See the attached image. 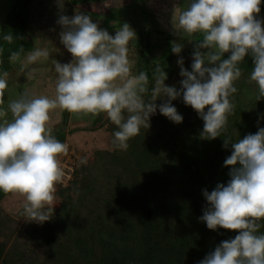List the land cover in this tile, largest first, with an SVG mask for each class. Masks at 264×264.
Returning a JSON list of instances; mask_svg holds the SVG:
<instances>
[{
    "label": "clouds",
    "instance_id": "9594fccd",
    "mask_svg": "<svg viewBox=\"0 0 264 264\" xmlns=\"http://www.w3.org/2000/svg\"><path fill=\"white\" fill-rule=\"evenodd\" d=\"M262 0H190L177 19L178 31L202 33L194 45L191 70L179 56L184 45L173 42L171 52L178 55L179 87L167 85L168 73L160 65L153 72L151 97L146 71L134 72L129 59L130 42L135 30L123 23L114 35L99 27L85 13L71 17L61 15L60 42L73 59L54 62L55 96L24 92L0 107V192L19 193L25 197L22 215L38 224L51 218L56 184L64 177L60 157L69 145L60 141L49 126L50 113L57 107L69 113H106L117 126L113 146L127 150L128 140L150 127V118L157 113L174 123L183 115L173 104L182 98L204 121L206 138L221 136L228 116L234 110L235 81L241 77L239 64L252 58L249 79L258 86V100L264 97V17L259 16ZM3 39L12 42L13 36ZM23 51H13L16 62ZM50 51L38 47L27 54L34 63L49 58ZM228 54L225 57V54ZM223 57V58H222ZM23 69V65H21ZM9 73L0 72V105L9 84ZM163 102L157 104V99ZM166 98V99H165ZM11 119H8V113ZM259 119V117H258ZM224 139L222 147L227 148ZM232 152L224 160L230 179L218 182L209 191L202 190L207 206L198 219L210 230H238L234 237L220 241L197 264H264V127L231 143ZM86 163V161H81Z\"/></svg>",
    "mask_w": 264,
    "mask_h": 264
},
{
    "label": "trees",
    "instance_id": "16d2710c",
    "mask_svg": "<svg viewBox=\"0 0 264 264\" xmlns=\"http://www.w3.org/2000/svg\"><path fill=\"white\" fill-rule=\"evenodd\" d=\"M63 1L71 6L70 17L73 9H77L78 13H85L94 21L95 11L82 6L111 0H12L0 28V72L9 73L16 63L10 59L11 52L20 51L23 46L21 57L40 46H36L30 34V29L39 28L38 22H33V17H37L40 10L48 8L55 19L56 12L53 10H59L57 5ZM34 2H37L35 7L40 9L31 8ZM116 20L105 28L111 30L110 34L123 23L133 25V29L137 23ZM137 27L142 29L146 26ZM150 27L151 30L154 28L152 32L155 33L157 28ZM146 33L151 34L148 31ZM6 34L13 36L12 42L3 39ZM164 34L168 36H157L151 41L140 37L137 42L134 39L131 43L134 48H138L134 72L143 70L149 76L146 101L150 99L154 86L155 65L164 67L168 73L165 81L167 85L179 87L182 79L179 75L180 66L176 63L178 55L171 52L172 43L169 39L173 40V35ZM202 38L203 34L200 33L189 40V52L179 54L184 58V67L189 70L194 45ZM163 44L162 50L155 55L154 49ZM65 50L62 56L68 53ZM239 67L241 76L249 78L253 67L252 58L246 56ZM243 77L234 82L237 88L232 97L234 110L228 116L227 127L221 136L206 138L202 133L204 121L190 105H185L182 98H178L173 104L184 117L181 123H177L182 127V136L157 141V134L164 136L160 130L154 138L139 135L136 140L130 139L132 141L127 142L131 146L128 151L119 152L113 161L120 171L119 175L115 171L107 173L103 190L93 195L86 194L85 204L88 203V208L95 210L93 206L98 200L102 205L100 210L94 211L93 218L82 230L72 222L84 211L82 208L73 213L69 209V212L57 213L53 221L37 223L38 226H44L46 234L35 229L29 230L31 240L37 239L49 247V264H197L220 241L234 237L238 230H210L198 217L207 206L202 190L207 188L211 191L218 182L226 183L230 179L228 172L231 166H225L224 160L232 152L231 143L264 127V97L258 100L256 82L250 79L245 81ZM7 94L4 93L3 104ZM162 102L156 101L157 104ZM104 114L98 113L95 121L101 120ZM108 121L117 129L111 120ZM55 134L60 141L64 139L65 134L61 129ZM224 139L229 140L227 148L222 147ZM129 152L133 155L128 156ZM62 187L65 188H61V192L69 190L68 186ZM7 194L0 192V199ZM260 223L262 226L258 231L264 233V220ZM15 251L13 253H17Z\"/></svg>",
    "mask_w": 264,
    "mask_h": 264
},
{
    "label": "rangeland",
    "instance_id": "374dc122",
    "mask_svg": "<svg viewBox=\"0 0 264 264\" xmlns=\"http://www.w3.org/2000/svg\"><path fill=\"white\" fill-rule=\"evenodd\" d=\"M63 2L57 5L59 10L56 11V8L53 10V12H56L55 19L51 17L52 10L48 8L44 11L40 10V14H38L37 17H33V22L37 21L39 28H36L37 30L30 29V34L35 40V43H37L36 46L42 44L41 46L43 48L51 49L50 57H42L36 61L35 64H39L36 68H34V66H29V63L26 65V58L21 57L20 59H22V61L18 60V64L21 63L24 66L22 69L24 75L22 74L21 77L25 76L26 79H20L14 82L22 85H24V83L30 85L28 91L36 96L47 93V96L54 98L56 82L51 79V77H55L56 74L53 72V64L55 60L66 63L73 59L72 54H69L68 51V53L65 52L64 56H62L66 48L60 42L59 33L62 31V26L57 23V20L61 15L69 16V10H71L70 4L67 1ZM11 3L12 0H0V28ZM189 3L190 0H111L109 2L85 4L82 8L92 12L95 11L93 14V22L98 23L99 27L104 29L115 23L117 21L116 17L118 20L122 19V22L128 21L132 22V24L135 23L134 20H136V26L139 25V27L149 26L146 25V23L151 24L150 26L157 28L156 32L148 35L144 29H139L142 32L140 35L142 40L156 39L157 36L163 38L168 36L164 34L165 32L171 33V35H173V40L169 39L170 43L180 42L183 43V45L188 43L186 46L184 45L181 51V53H183L189 52V48L191 47L189 40L191 41L192 38H195L199 34L194 33L189 36L187 33L178 31V16L183 9L188 7ZM36 4L37 2L33 3L31 7L33 10L40 9L39 7H35L37 6ZM48 7H50V4H48ZM260 7L261 12L259 16L264 17V0H262ZM113 8H116V17L111 11ZM73 10L72 15L78 13L77 9ZM109 14H112V16L109 17ZM31 24L33 25V23ZM103 24H105V27H103ZM150 26L149 28H152ZM48 27H50V29H48ZM33 30L36 31L34 32ZM107 30L109 31V29ZM109 32H111V30ZM114 33L111 34L114 35ZM163 46L164 44L157 46L154 49V54L156 55L161 51ZM56 48H59L58 52L57 50L55 51ZM136 50L137 48H134L130 43L129 59L130 63L133 65L134 71ZM242 77L243 76H241V78ZM243 78L245 81H249V78L245 76ZM49 79H51V81H49ZM15 90L16 88L9 85L4 90V93L7 92L13 96V91ZM160 100L159 98L157 101L162 102ZM10 101L11 99L6 100L5 104L8 106ZM61 110L62 109L57 107L50 113L49 126L55 130L59 128L65 133V138L62 142L68 143L69 151L66 155L60 157L61 164L64 168L63 183L58 182L56 184L54 205L49 213L51 218L47 221H53L57 213L69 212V209L73 213V211L77 212L82 208L84 211L72 221L82 230V228H84L83 226L93 218L94 211L100 210L102 205L101 201L98 200L96 205L93 206L95 210L92 207L88 208V203L85 204L87 200L86 194L92 193L91 195H93L102 191L107 173L115 171L116 175H119L120 171L113 161L119 152H126L128 150H120L113 146V133L118 129L113 128V125L108 121L110 119L107 117L106 113L102 116L101 120L96 122L95 117L97 114L85 115L70 113L68 118L67 115L64 117L63 115L59 116ZM67 129H69L68 132ZM181 129L182 127L180 124L178 125L172 122L157 110V113L150 118V127L148 129L142 127L139 134L130 139L136 140V137L139 135L154 138L156 133L162 130L160 133L164 136L161 137L157 134L156 139L157 141L160 139L163 141L167 137H181ZM129 140L128 142L132 141ZM130 147L129 145L128 148ZM129 153L128 156H131L132 153ZM81 161H86V163H81ZM64 185L66 187L68 186L69 190L61 192L60 189L65 188L62 187ZM78 200H80V203ZM24 203L25 197L19 193H9L0 199V264H49V257L51 256L49 247L38 242L37 239L31 240L28 234L29 230L32 229L46 234L45 228L43 225H41V228L37 223L27 220L28 218L22 215ZM81 205H84V208L81 207ZM15 248H17V251H15ZM13 251L17 253H13Z\"/></svg>",
    "mask_w": 264,
    "mask_h": 264
},
{
    "label": "crops",
    "instance_id": "0c3cea01",
    "mask_svg": "<svg viewBox=\"0 0 264 264\" xmlns=\"http://www.w3.org/2000/svg\"><path fill=\"white\" fill-rule=\"evenodd\" d=\"M126 7V6H125ZM69 10V9H68ZM69 11H71V10H69ZM74 11V10H73ZM111 11L114 13V16H115V13H116V8L114 9H111ZM73 13V12H72ZM151 15H153V14H151ZM116 17V16H115ZM120 17V16H119ZM117 18V17H116ZM135 21V23H136V20H134ZM130 23V22H129ZM131 24H132V22H131ZM132 28H133V25H130ZM149 26H146L145 28H142V29H145V32L146 31H148V32H150L151 34L152 33H154V32H152V30H151V28H148ZM138 27L137 26H134V30H135V32H136V30H137V32L141 35L142 34V32H141V30H139V28L137 29ZM137 32H136V34H137ZM149 34V33H148ZM151 34H149V35H151ZM140 38V36L138 37V39ZM148 40V39H147ZM151 40H154V39H150V41ZM142 41V40H141ZM149 41V40H148ZM130 43H132V41L130 42ZM37 45V44H36ZM42 44H40V46L39 47H41V48H43L42 46H41ZM138 47V46H137ZM37 48V47H36ZM46 49H48L49 51L51 50L50 48H46ZM58 49L59 48H56L55 49V51L57 50V52H58ZM33 50H35V49H32L31 51H33ZM137 50H138V48H137ZM30 51V52H31ZM26 56H27V54H25V55H23V56H21L22 58H26ZM20 57V58H21ZM19 61H22V59H19ZM19 61H16V63H14L13 64V67H12V70H10V72H9V76H8V79H9V84H8V86L9 85H12L13 86V88H16V90L15 91H13V96H11L10 94H7V100H9V99H11V100H13V99H16V98H19L20 96H21V94L22 93H24V92H29L30 93V91H28V89L30 88V85H28V84H25L24 83V85H22V84H19V83H15L14 81H17V80H22V79H26L25 78V76H23V77H21V75L23 74V71H22V68H21V63L20 64H18V62ZM24 61H26V60H24ZM29 62H27L26 63V65L28 64ZM36 62H34V63H29V66H34V68H36L39 64H35ZM33 64H35V65H33ZM24 67V66H23ZM28 67V66H27ZM32 69V68H31ZM139 71V70H138ZM137 71V72H138ZM143 71V70H142ZM24 75V74H23ZM14 76V77H13ZM16 77V78H15ZM56 77V76H55ZM55 77H51V79H53V80H55V82H56V79H55ZM51 79H49V81H51ZM44 95H46L47 96V93H44ZM2 107H4L5 109H7V104H3V106ZM60 115L59 116H62L63 115V117L64 116H66L67 115V117L69 118V112H67L66 110H61L60 112ZM72 114V113H71ZM8 119H11V115H10V112L8 113ZM69 120V119H68ZM53 129V128H52ZM57 129H59V128H57ZM56 131L57 130H55V129H53V133H54V135L56 136ZM69 131V129H67V132ZM65 134V133H64ZM65 136V135H64ZM65 138V137H64Z\"/></svg>",
    "mask_w": 264,
    "mask_h": 264
},
{
    "label": "flooded vegetation",
    "instance_id": "af4514ba",
    "mask_svg": "<svg viewBox=\"0 0 264 264\" xmlns=\"http://www.w3.org/2000/svg\"><path fill=\"white\" fill-rule=\"evenodd\" d=\"M138 29V28H137ZM136 32H137V30H136ZM140 36V34L137 32V34H136V41H138V37Z\"/></svg>",
    "mask_w": 264,
    "mask_h": 264
},
{
    "label": "built area",
    "instance_id": "2783aa9c",
    "mask_svg": "<svg viewBox=\"0 0 264 264\" xmlns=\"http://www.w3.org/2000/svg\"><path fill=\"white\" fill-rule=\"evenodd\" d=\"M69 174V173H68ZM61 183H63V180L60 181Z\"/></svg>",
    "mask_w": 264,
    "mask_h": 264
}]
</instances>
